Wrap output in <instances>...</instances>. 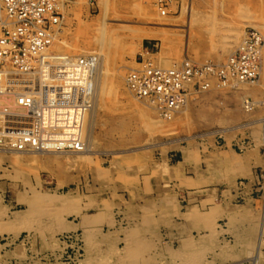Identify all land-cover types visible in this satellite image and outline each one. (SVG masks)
<instances>
[{
  "label": "rangeland",
  "instance_id": "rangeland-1",
  "mask_svg": "<svg viewBox=\"0 0 264 264\" xmlns=\"http://www.w3.org/2000/svg\"><path fill=\"white\" fill-rule=\"evenodd\" d=\"M157 1L60 0L55 49L98 54L109 84L84 118L89 151L0 147V264H251L263 212L245 201L264 170L243 157L264 151V0ZM248 29L263 40L252 82L211 83L169 118L125 86L140 55L221 62Z\"/></svg>",
  "mask_w": 264,
  "mask_h": 264
},
{
  "label": "built area",
  "instance_id": "built-area-1",
  "mask_svg": "<svg viewBox=\"0 0 264 264\" xmlns=\"http://www.w3.org/2000/svg\"><path fill=\"white\" fill-rule=\"evenodd\" d=\"M58 3L0 0V78L10 81L2 92L11 91L16 104L14 110L0 109V147L81 150L84 146L79 130L92 104L97 56L93 51L63 54L47 48L61 20ZM157 6L165 13L162 0ZM262 42L258 30L248 29L221 62L184 58L161 66L140 55L136 66L127 70L125 86L135 99L152 101L159 116L169 118L189 94L207 90L211 83L231 87L254 81Z\"/></svg>",
  "mask_w": 264,
  "mask_h": 264
},
{
  "label": "bare ground",
  "instance_id": "bare-ground-1",
  "mask_svg": "<svg viewBox=\"0 0 264 264\" xmlns=\"http://www.w3.org/2000/svg\"><path fill=\"white\" fill-rule=\"evenodd\" d=\"M59 2H60V0H58ZM60 3H58V5H59ZM161 10L162 9H159V11H160V13L161 14H164V13H162L161 12ZM59 24H60V22H59ZM59 24L56 26V29H55V33H54V35H52L51 36V43H50V45L47 47L49 50H52V51H55V52H58V53H65V52H59V51H57L55 48H56V46H58V44H59V42H58V39H57V33L60 31V29H59ZM260 33V32H259ZM261 34V33H260ZM259 34V35H260ZM261 37H262V35H260ZM58 42V43H57ZM60 44H61V42H60ZM60 46V45H59ZM61 48H62V46H60ZM261 48H262V46H261ZM96 56H97V62H98V64H97V72H96V79H95V88H94V91H93V96H92V104H91V107H90V109L87 111V112H85L84 113V117H82V119H83V122H82V125H81V128H80V130H79V134H80V139L83 137V134L84 133H82V132H84V124H85V119L84 118H86V117H90V115L92 114V112H93V110H94V108L97 106V97H100V95L103 93V90L104 89H106L105 88V86H106V84L108 83V81H107V83L105 84V81L103 80V76H102V71H101V67H100V65H101V61H100V59H99V56H98V54H96ZM261 59L262 58H260V69H259V71L261 70ZM158 62V61H157ZM159 63V62H158ZM160 65H162V66H168V65H166L165 64V62L164 63H159ZM170 65V64H169ZM104 72V71H103ZM125 80V79H124ZM10 83V81L8 80H6L5 78H0V109L3 107V106H9V108L10 109H12V110H14L15 109V107H16V104H15V102H14V97H13V95H12V92L11 91H8V93L6 92H2L3 90V88L6 86V84H9ZM242 83H245V82H242ZM109 84V83H108ZM238 84H240V83H237V85ZM236 84H234V86H235ZM236 85V86H237ZM234 86H231V87H234ZM106 87H108V86H106ZM221 87V86H220ZM241 87H243V86H241ZM128 90V89H127ZM108 91V90H107ZM104 92H105V90H104ZM128 92H129V90H128ZM106 93V92H105ZM105 93H103V94H105ZM130 93V92H129ZM102 94V95H103ZM131 94V93H130ZM98 95V96H97ZM133 97V96H132ZM101 98V97H100ZM102 99V98H101ZM148 103H152V104H154L152 101H149ZM186 103V102H185ZM185 103L183 104V106H182V108L184 107V105H185ZM250 105L251 104H246V103H244V107L245 108H247V109H251L250 108ZM155 106V105H154ZM98 107V106H97ZM182 108H180V109H178V110H176V111H180ZM92 117V116H91ZM69 118H71V117H69ZM263 120V119H262ZM69 121H71L70 119H69ZM73 129V128H72ZM84 145V144H83ZM4 150V149H3ZM10 151H14V152H48V151H57V150H50V149H47V150H45V149H43V150H15V149H9ZM8 150V151H9ZM71 152H87V151H89V150H87V148H82L81 150H75V149H73V150H70ZM69 151V152H70ZM61 152V151H60ZM32 155V154H31ZM87 158V157H86ZM263 216H264V212L262 213V217H261V220H260V223H259V227H258V234H257V240H256V245H255V252H253L254 254L252 255L253 257V263L254 264H257V263H259V251H260V249H261V238H262V233H263V231H264V220H263ZM252 263V264H253Z\"/></svg>",
  "mask_w": 264,
  "mask_h": 264
},
{
  "label": "crops",
  "instance_id": "crops-1",
  "mask_svg": "<svg viewBox=\"0 0 264 264\" xmlns=\"http://www.w3.org/2000/svg\"><path fill=\"white\" fill-rule=\"evenodd\" d=\"M243 159L246 164V167L249 170L253 172L256 171L257 169L264 170V151H260L258 147L250 148L248 151H246ZM251 184H254V182ZM253 190L260 191L261 194L256 196L257 198H254L253 195H249L246 197L247 200L245 202L250 207L258 209L259 219H260L261 213L264 212V189L261 187H258V188L251 187L250 191L252 192ZM263 236H264V233H263ZM252 263H253V260L251 259V264Z\"/></svg>",
  "mask_w": 264,
  "mask_h": 264
}]
</instances>
